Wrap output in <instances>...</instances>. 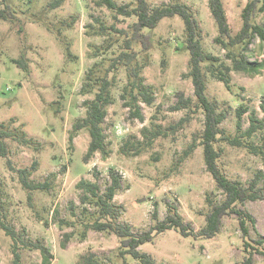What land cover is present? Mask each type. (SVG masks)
I'll return each instance as SVG.
<instances>
[{
	"label": "rangeland",
	"instance_id": "374dc122",
	"mask_svg": "<svg viewBox=\"0 0 264 264\" xmlns=\"http://www.w3.org/2000/svg\"><path fill=\"white\" fill-rule=\"evenodd\" d=\"M52 1L0 0L4 16L0 17V124L22 132L30 140L28 145L6 140L13 170L0 157V200L4 213L16 230L24 231L31 240L43 242L53 256L50 264H84L90 255L99 264H137L129 256L120 257L119 240L110 233L90 231L85 241L75 235L65 243L63 234L72 228L60 229L58 222L67 220L73 210L76 213L80 210L78 182H95L103 190L109 181L110 169L119 174L123 186L114 198L122 207L118 222L137 234L155 225L154 210L157 220L162 221L169 206L197 232L203 227L208 211L206 198L222 200L206 171L201 147L180 161L183 151L203 130L201 114L193 115L177 127L186 113L170 110L179 95H193L191 80L185 77L188 54L183 23L178 17L166 18L154 30L143 31L150 36L151 45L137 60L145 63L141 75L145 84L153 88L155 101L151 107L140 105L143 122L130 119L119 97L126 83V73L123 68L119 69L112 89L114 103L107 108L103 123L107 156L96 153L84 163L88 134L80 132L71 144L68 139L73 124L84 117L83 102L93 98V95H82L81 88L91 68L94 71L106 68L121 49L120 42L107 52L96 53L106 37L94 35L88 26L114 25L117 30L128 31L134 18H115L104 7H97L95 0H63L51 10L48 4ZM114 1L120 6L131 0ZM172 2L184 3L191 9L199 23L204 51L223 60L224 52L213 44L217 29L207 1L148 0L151 7ZM246 2L222 0L232 34L241 27L240 13ZM257 23L264 26V14L258 16ZM245 56L250 62L264 63V46L255 39ZM19 59L26 63L27 73L12 62ZM204 72L208 98L216 103L218 111L226 114L220 125L225 135H240L235 115L240 106L248 109L241 117V132L247 129L252 112L257 118H264V109L261 110L264 69L257 75L230 72L228 89L206 69ZM151 123L160 126L166 137L158 138L137 156L123 154L120 148L124 142L132 138L140 140L141 129ZM249 141L262 145L264 128ZM216 147L220 150L218 167L229 180L247 185L256 175L260 177L258 188L262 200L246 202L238 209L253 219L252 224H247L249 237L253 240L264 237V155L255 156L227 143H218ZM35 162L36 170L30 179L48 182L49 187L29 193L20 186L15 170L29 169ZM241 234L237 216L229 215L223 218L213 239L183 238L169 230L139 249L157 264H241L244 256ZM21 257L22 264H41L36 251L21 250ZM11 261V241L0 231V264H11ZM253 264H264V256L255 254Z\"/></svg>",
	"mask_w": 264,
	"mask_h": 264
},
{
	"label": "trees",
	"instance_id": "16d2710c",
	"mask_svg": "<svg viewBox=\"0 0 264 264\" xmlns=\"http://www.w3.org/2000/svg\"><path fill=\"white\" fill-rule=\"evenodd\" d=\"M63 0H54L48 4L49 9H55L61 5ZM209 13L215 23L217 35L213 44L224 52V59L207 54L204 51L199 23L191 9L184 3L172 2L151 7L148 0H131L128 4L117 5L114 0H95L97 7H104L112 12L114 17L134 18L128 31L117 30L114 25L105 26L99 24L97 27L88 26L94 35L106 37L104 45L96 48L97 52H107L115 43L121 42L120 52L111 58L104 69L91 68L86 76V83L81 88L82 95H93L92 99L83 102L85 109L84 117L79 118L72 126L69 134V142L82 131L89 137L87 151L83 156L84 163L96 154L107 156L106 136L103 131V123L107 114V108L114 103L112 89L116 83V72L123 68L126 73V83L122 87L120 99L124 108L129 111V118L143 122L140 105L151 107L155 101L153 88L145 84L141 75L145 63L137 60L139 54L149 50L151 45L150 36L143 33L144 30L152 31L163 19L178 17L183 23L184 47L188 54V71L185 75L191 80L193 86L192 97L179 95L176 103L170 108L172 112L185 111V116L179 121L177 127L184 124L195 114L203 116V130L195 137L188 147L183 151L180 161L185 160L196 147H201L206 171L211 175L216 189L223 197L220 202L211 201L206 198L208 211L204 215L203 227L195 232L190 225L185 224L176 209L168 207L167 214L162 221L157 220L156 210L152 213L155 225L146 232L134 233L128 225L118 222L122 207L114 202V198L123 189L121 177L112 169L109 170V181L103 190L97 183L80 180L76 185L81 191L78 213L74 210L67 220L58 222L59 228H72L70 232L64 233V242L68 243L75 235L80 241H85L88 232L110 233L119 240L120 257H131L137 264H157L155 260L139 248L144 244L151 243L155 236L169 230H174L183 238L195 240L213 239L219 232L221 222L225 216L236 215L242 237L243 260L241 264H253V256L259 254L264 256V237L251 239L249 237L247 224L253 223V219L238 209V206L246 202L262 200L258 188L259 176L247 185L229 180L219 169L218 160L220 150L216 147L218 143H227L236 148H244L255 156L264 155V142L256 146L249 140L264 128V118H257L252 112L248 118V127L241 132V117L248 109L240 106L236 109V129L239 136L230 137L225 135L220 125L226 118L223 111H218L217 105L211 101L206 94V77L204 70L212 75L218 82L229 88L230 72L249 75H257L264 69L263 62H250L245 54L255 39L264 46V26L257 23L260 14H264V0H247L240 13L241 27L236 34H232L228 19L223 7L222 0H206ZM0 17L4 18L0 11ZM116 34L117 36H112ZM110 35V36H106ZM67 51V55L70 54ZM96 53L94 56L96 57ZM146 55V53H145ZM71 58V57H70ZM27 73L26 63L22 60H13ZM164 63V62H163ZM95 67V66H94ZM264 103H261L263 110ZM141 139L132 138L121 146L120 151L128 156L139 155L144 149L149 148L158 138L166 137L160 126L151 123L149 127H143L140 131ZM6 140H12L21 145H28L30 140L18 130H11L6 125L0 124V157L6 160L7 168L13 170L8 160V149ZM36 170V162L29 169L15 170L18 182L23 190L27 192L45 191L48 182H33L30 179ZM30 200V196H28ZM4 205L0 200V231L11 241V264H22L21 250L36 251L40 254L41 264H50L53 256L41 240H31L24 231H18L7 222L4 213ZM63 242V245H64ZM84 264H99L90 255Z\"/></svg>",
	"mask_w": 264,
	"mask_h": 264
}]
</instances>
